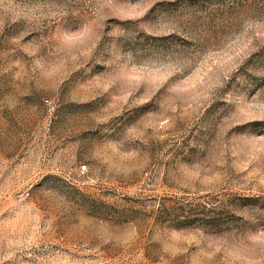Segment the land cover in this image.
I'll list each match as a JSON object with an SVG mask.
<instances>
[{"label":"rangeland","instance_id":"obj_1","mask_svg":"<svg viewBox=\"0 0 264 264\" xmlns=\"http://www.w3.org/2000/svg\"><path fill=\"white\" fill-rule=\"evenodd\" d=\"M0 264H264V0H0Z\"/></svg>","mask_w":264,"mask_h":264}]
</instances>
